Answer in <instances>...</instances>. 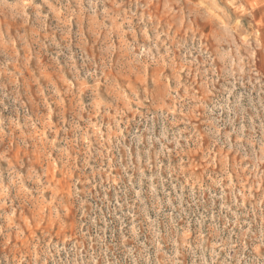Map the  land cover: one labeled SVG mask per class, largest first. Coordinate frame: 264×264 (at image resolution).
<instances>
[{
    "label": "rangeland",
    "instance_id": "374dc122",
    "mask_svg": "<svg viewBox=\"0 0 264 264\" xmlns=\"http://www.w3.org/2000/svg\"><path fill=\"white\" fill-rule=\"evenodd\" d=\"M0 264H264V0H0Z\"/></svg>",
    "mask_w": 264,
    "mask_h": 264
}]
</instances>
